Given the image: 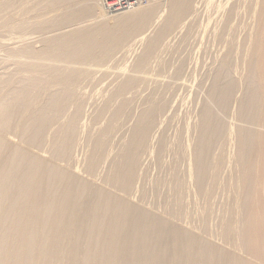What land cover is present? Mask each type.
<instances>
[{"label": "bare ground", "instance_id": "6f19581e", "mask_svg": "<svg viewBox=\"0 0 264 264\" xmlns=\"http://www.w3.org/2000/svg\"><path fill=\"white\" fill-rule=\"evenodd\" d=\"M150 3L0 0V264H264V0Z\"/></svg>", "mask_w": 264, "mask_h": 264}, {"label": "rangeland", "instance_id": "374dc122", "mask_svg": "<svg viewBox=\"0 0 264 264\" xmlns=\"http://www.w3.org/2000/svg\"><path fill=\"white\" fill-rule=\"evenodd\" d=\"M98 2H100V1H98ZM140 2V3H139ZM150 2H151V0H150ZM149 2V0H125V3H126V5H125V7L123 8L122 7V9H127V10H122V9H120L119 11H103L102 12V15L104 14V15H106V17H116L117 16V14L118 15H120V14H122V12L123 13H126V12H131V11H134L135 9H138L139 7H141V9L142 8H147V7H149V5L151 4ZM129 3V4H128ZM99 4V3H98ZM100 5V4H99ZM127 6H128V8H127ZM147 6V7H146ZM102 7V6H101ZM105 10V9H104ZM111 12V13H110ZM112 12H113V14H112ZM115 13V14H114ZM101 14V13H100ZM217 15V16H219V14L217 13H212V15H210V21L213 19V18H218L217 16H214V15ZM112 15H116V16H112ZM214 16V17H213ZM111 18V19H112ZM213 21H214V19H213ZM213 21H211V22H213ZM206 27V26H205ZM204 27V28H205ZM204 28L202 27V29H203V31H204ZM202 29L200 30V33H202L203 31H202ZM206 29V28H205ZM207 30H208V28H207ZM207 30H205L204 32H206V35H205V33H204V36H203V33L202 34H200V36L198 37V38H200V39H198L196 42H198V44H202V47H201V45L199 46V45H197V43H195L192 47H190V48H192L191 50L193 51H195L196 50V53H194V51H193V53H190V50L188 51L189 53H190V55L192 56L191 57V62L189 63V65L187 66V68L188 69H186L185 68V73L183 72V74L181 75L182 77H183V75H184V77L182 78V79H179V80H175V79H177V77H174V76H171V78H172V80H171V78H170V75H169V77L167 76V75H163V74H159V73H157L156 72V74L153 72V71H151V72H147V73H150V75L149 74H147V75H145V73H134V75H133V73L130 71V70H132V68L130 67V64H131V62L133 61V56H131L130 54L129 55H127V58H126V61H127V65H126V68H125V66H116L115 64H112L111 62H108V63H104V64H101V65H93V64H81V65H79L78 64V66H75V65H77V64H75V65H69V64H72V63H68L67 65H65V66H67L68 67V65H69V67H74V68H79V69H85V68H88V67H90L89 68V70L90 71H92V72H97L98 74V76H100L101 74H110V75H114L115 73H120V74H122V75H127V76H131V74H132V76H137V75H139V76H141L143 79L145 78V79H149V81H154V80H157V78L156 77H158V79L160 80L159 82H161L162 81V79H164L163 81H162V83H164V81H167L166 83H164V84H168V85H170V84H172V86L174 85L175 86V84L174 83H177L178 82V85L179 86H177V87H180V88H187V94H189V97H187V102H188V105L189 104H191V105H189V107H188V109L189 110H191L192 109V107H195V106H197V105H199L202 101H203V96H205V92H204V89L200 86V82L202 81H204L205 80V78H207L208 77V72H210L209 70H210V68H212V67H210L209 68V65H208V63L209 64H211L212 65V61L215 59H211L203 68H205L206 70H207V73H206V70L204 69V70H202V67H200V65H199V63H200V61H199V59H203V57H204V54L202 55L201 53H205V49L207 50L208 49V39H206V41L207 42H203L201 39H205V37L207 36ZM150 31H151V27H148L146 30H144V31H142V32H140L139 34H138V36H136L133 40H132V43H131V45H135V46H137L138 45V47H140V44H141V42H144L145 41V39L150 35ZM202 31V32H201ZM203 36V37H202ZM202 37V38H201ZM30 40H33V42H31ZM29 40V42L30 43H34V47H35V44L36 45H38V47H40V44L39 43H35V42H37L36 40H34V39H30ZM201 40V41H200ZM203 42V43H202ZM204 43H205V45H204ZM196 45V46H195ZM134 46V47H135ZM203 46H206V48L204 47L203 48ZM38 47H35V48H38ZM194 47H195V49H194ZM196 47H199L201 50H199V48H196ZM190 48H188V49H190ZM203 49V50H202ZM198 50V51H197ZM199 51H200V53H199ZM201 51H203V52H201ZM215 52V54L216 55H218V56H220V52L218 51V50H215L214 51ZM196 54L198 55L197 57H196ZM201 54V55H200ZM3 54H1L0 53V58L2 59L3 58V56H2ZM193 55H195L194 57H193ZM199 56H202L201 58L199 57ZM206 56V55H205ZM5 58L6 57H4V59H2L1 60V62H5ZM8 58V60L6 61L7 62V64L10 62V63H12V61H13V58H12V60H11V58H10V60H9V57H7ZM198 58V59H197ZM23 59V58H22ZM21 58H14V60H16V62H17V60H19V61H23V60H25V59H23L22 60ZM195 59H196V64L194 63L195 62ZM4 60V61H3ZM27 61H36L35 59H26ZM25 60V61H26ZM9 61V62H8ZM38 61V60H37ZM15 62V63H16ZM197 62H198V64H197ZM39 63H44L43 61H39ZM49 63H51V62H49ZM67 63V62H66ZM65 62L64 63H58L61 67H65L64 66V64H66ZM192 63H194V65L192 64ZM14 64V63H13ZM12 64V65H13ZM52 64V63H51ZM58 64L56 65V66H58ZM213 64H214V61H213ZM9 66H12V65H10V64H8ZM54 65V63L52 64V66ZM55 66V65H54ZM59 66V67H60ZM130 68H129V67ZM192 67L191 69H190V71H189V68L190 67ZM194 66V67H193ZM196 66V67H195ZM197 66H198V69L201 71V73L197 70ZM213 66V65H212ZM200 67V68H199ZM129 68V69H128ZM207 68H209V70L207 69ZM127 69H128V71H127ZM192 69H194V71L196 72H194ZM196 69V70H195ZM94 70V71H93ZM127 72H126V71ZM125 71V72H124ZM188 71H189V73H188ZM205 71V72H204ZM107 72V73H106ZM130 72H131V74H130ZM187 72V73H186ZM190 72H191V74H190ZM194 72V73H193ZM198 72H199V74H198ZM124 73V74H123ZM129 75H128V74ZM155 75L156 77H154L153 75ZM158 74V75H157ZM189 74H190V76H189ZM193 74V75H192ZM195 74H198V76L197 75H195ZM207 75L206 77H204L205 75ZM116 75V74H115ZM186 75V76H185ZM188 75V76H187ZM139 76H137V77H139ZM148 78H147V77ZM199 79H198V78ZM154 78V79H153ZM181 78V77H180ZM187 78V79H186ZM195 78V79H194ZM173 79H174V83H171L172 81H173ZM186 79V80H185ZM181 80V81H180ZM184 80V81H183ZM190 80V81H189ZM192 80H194L193 82H191ZM171 81V82H170ZM200 81V82H199ZM206 81V80H205ZM156 82H158V80L156 81ZM158 82V83H159ZM168 82H170V83H168ZM199 84V86H197ZM98 89H96V97H95V99L97 98V100H98V102L97 103H99V101L101 102V98H99L100 97V95H101V90H103L102 88H104L103 87V85L101 84V86L100 85H97L96 86ZM199 87H201V88H199ZM202 89V90H201ZM201 90V91H200ZM203 93H204V95H203ZM100 94V95H99ZM204 99H205V97H204ZM96 100V101H97ZM167 113H170V108H172V107H170V105H167ZM196 108V107H195ZM171 111H172V109H171ZM229 116V115H228ZM228 116H225V117H227V119H228V121L226 122V119H225V122L226 123H228V122H230V119H231V121L232 122H230V124H236V122H235V120L233 119V118H231L230 116L228 117ZM230 118V119H229ZM233 120H234V122H233ZM79 123H80V125L82 126L84 123H85V126H87L88 125V121L86 120V118L85 117H82V118H80V120H79ZM87 124V125H86ZM247 127H254L255 128V126H247ZM82 129H84L85 130V127H81V130ZM13 140H14V143L15 144H19L20 142L17 140V138H13ZM33 153H35L37 150H35L34 151V149L33 150H31ZM38 152V151H37ZM39 153V152H38ZM36 154V153H35ZM48 155H46V157H47ZM47 159H49L50 160V158L48 157ZM57 162V163H56ZM55 163L56 164H58V165H60V166H66L67 167V165L64 163V162H62V161H55ZM81 171V170H80ZM77 174L79 175V176H84L83 177V179H87V180H89V176H88V174H86L88 177H86V175H84L85 174V172H84V174H83V172L81 171V172H79V170H77ZM79 173H81V174H79ZM90 180L92 181L93 180V184H95V182L97 183V180L96 179H92V177H90ZM89 180V181H90ZM223 201H224V198L223 197H219V199H218V201H217V209L218 210H220L221 208H222V206H223ZM210 230H211V232H212V234L214 235V237L216 238V236H217V228H216V226H215V224H211V227H210ZM202 236H203V234H202ZM202 236H200V237H202ZM217 239V238H216Z\"/></svg>", "mask_w": 264, "mask_h": 264}, {"label": "built area", "instance_id": "2783aa9c", "mask_svg": "<svg viewBox=\"0 0 264 264\" xmlns=\"http://www.w3.org/2000/svg\"><path fill=\"white\" fill-rule=\"evenodd\" d=\"M122 3H123V2H122ZM120 6H121V5H120ZM120 6H119V5H116L115 8H119ZM122 6H124V4H123Z\"/></svg>", "mask_w": 264, "mask_h": 264}]
</instances>
